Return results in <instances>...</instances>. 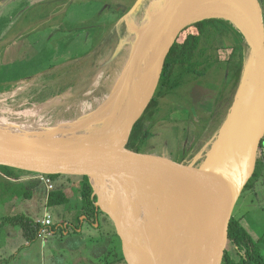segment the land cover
I'll use <instances>...</instances> for the list:
<instances>
[{
  "label": "rangeland",
  "instance_id": "obj_1",
  "mask_svg": "<svg viewBox=\"0 0 264 264\" xmlns=\"http://www.w3.org/2000/svg\"><path fill=\"white\" fill-rule=\"evenodd\" d=\"M167 1L62 0L55 2L60 4L56 7L47 0L45 7L38 10L42 15L32 25L27 26V30L33 29L32 31L21 32L23 30L19 27H22L23 22H20L15 25L10 38L0 40V53L4 52V56H0V118L17 125L40 123L45 128L53 127L57 122H88L89 127L78 134L77 138H88L94 133L101 134L117 126L116 123L131 97V76L127 81L123 77L129 75L133 65L134 49L139 40L137 36L143 31L141 27L144 21L151 18V9L154 8L155 12ZM208 6L216 8L218 15L215 17L229 16L219 3L211 2ZM262 6L264 9V0ZM126 20V36H132L126 41L122 38L118 41L122 37ZM191 26L192 24L187 26L179 37ZM153 27L150 29L154 30ZM52 28L61 30L56 29V34L50 35ZM241 28L240 31L247 39L246 60L249 61L252 34L246 26ZM150 29H146L144 33ZM221 29L214 46L198 64L202 67L203 74L190 75L175 91L161 100L159 113L155 116L158 122L150 129L152 135L141 145V154L155 155L157 158L185 165L194 164L199 159V167L205 163L243 78L235 95L231 96L230 90H226L229 87H226V83L240 58L241 49L236 50L234 61L229 65L227 61L239 44L232 31L229 33L225 26H221ZM152 36H149L148 42ZM107 39L116 45L98 53ZM150 54L151 51L139 54L140 71L145 70ZM222 94L225 96L220 100ZM35 106L45 107L38 117L23 118L20 115ZM241 113L242 111L239 115ZM110 114L114 117L109 116ZM233 134V138L239 135L237 131ZM223 148L224 144L222 150ZM60 179L52 182V185L55 188L53 190L65 189L71 199L64 207L41 205L44 202L43 197L41 202L35 201L34 197L26 201L28 198L24 192L28 188L25 184H20L16 193L12 191V204H15L16 209L9 211L5 206L0 214L24 213L30 219L41 222L48 213L55 232L45 236V239L39 238L29 244L20 229L16 228L19 233L16 239L4 245L7 247L5 253H10L7 259L3 256L6 260L0 264H127L122 239L109 215L98 211L94 225L86 220V216H82L80 222L72 217L80 204L79 176H67L61 182ZM142 180L148 181L147 184L153 191L158 184L155 181ZM31 184L35 193H46L45 183L41 180ZM260 187L264 191L261 185ZM106 189L104 199L113 207ZM2 193H6L1 199V203H4L9 194L6 191ZM185 195L186 193L176 195L174 191L171 196L150 209L141 220L136 228L135 238V251L139 262L143 251L142 237L147 234L156 235L159 244L166 233L170 234V230L177 223V213ZM237 203L233 216L242 220L246 215L242 225L250 230L254 241L258 242L264 237V195L247 189ZM65 221L71 224L68 235L63 229ZM91 222L95 223V220L91 219ZM46 229L50 231L51 228ZM80 230L82 232L79 233ZM259 245L264 252V244L259 242ZM228 247L227 240L226 249ZM149 264L153 262L150 261Z\"/></svg>",
  "mask_w": 264,
  "mask_h": 264
},
{
  "label": "water",
  "instance_id": "obj_2",
  "mask_svg": "<svg viewBox=\"0 0 264 264\" xmlns=\"http://www.w3.org/2000/svg\"><path fill=\"white\" fill-rule=\"evenodd\" d=\"M211 2L216 3L215 0L167 1L164 8L168 14L157 25H154V30L150 29L144 33L134 49L133 65L129 73L130 84L134 80L135 83L139 78L138 56L151 51L145 70L140 73L146 79L145 95L142 100L133 102L124 110L114 128L96 134L95 140L78 141V143L44 145L20 139L12 140L9 144L0 142V166L47 176L54 174L87 176L92 187L93 179L109 182L115 192L116 212L112 214L101 206L100 196L93 187L94 195L98 198L96 208L97 212L103 211L115 222L122 239L124 258L127 264L138 263L135 257V245L129 234L124 212L127 196L121 188L119 180L145 179L165 184L182 177L179 180L187 181L188 198L194 207L211 173V165L218 159L223 144L234 141L238 149L235 154L238 160L234 173L230 180L222 173L213 177L210 197L219 195L224 186L226 188L223 195L217 197L218 199L221 197V200L213 212L198 227L194 237L195 247L193 251L191 250L189 259L182 263L219 264L223 251L226 250L227 224L233 216L244 189L255 173L264 140V12L260 0H239L241 5L236 1L239 7H243L252 34L250 59L246 60L238 93L205 163L201 167L195 168L191 164L185 165L157 158L155 155L135 153L126 148L133 127L155 96L166 58L173 45L187 26L197 22L199 11ZM219 5L224 6L222 3ZM212 18L226 21L238 20L232 15L228 17L213 16ZM150 31H152L151 34ZM150 35L153 36L148 42ZM133 90L132 87L131 91ZM133 95L131 92L130 100ZM241 111L242 113L239 115ZM235 131L239 135L233 138ZM120 135H125V141L115 143L113 139ZM177 175L179 176L176 178ZM229 182L230 185L227 188ZM189 244L188 242V247ZM151 255L153 257L151 256L150 260L154 264L155 254L151 252Z\"/></svg>",
  "mask_w": 264,
  "mask_h": 264
},
{
  "label": "trees",
  "instance_id": "obj_3",
  "mask_svg": "<svg viewBox=\"0 0 264 264\" xmlns=\"http://www.w3.org/2000/svg\"><path fill=\"white\" fill-rule=\"evenodd\" d=\"M221 26L227 27L229 33L232 31L233 36L237 39L236 41L239 44V47H237L235 51L231 53L230 59L227 61L229 65H231L234 61L236 50L239 48L241 49L240 58H238L234 68H232L233 73L230 75V78L226 83V87L229 86L226 90H230L231 96L235 95V91L243 75L247 57L246 49L248 47L245 44L246 41L244 36L224 19L209 18L195 22L191 27L186 29L181 34L168 54L155 96L145 113L131 131L126 144V148L128 150L135 153L141 152V145L145 143L152 135L150 133V129L158 122L155 119V116L157 113H159L161 100L175 91L190 75L203 74V69H201L202 67L200 68L198 64L201 58H205L209 50L212 49V46H214V41L222 32ZM143 79L139 81L135 91V96H133V98L129 101V104L126 106V108L143 92V86L141 85ZM224 96L225 95L222 94L220 100H222ZM109 116L114 117L112 114ZM124 141L125 135H122L114 142L123 143ZM0 172L12 180L19 179L21 175L25 173L23 171L5 166H0ZM260 176V160L258 157L255 173L244 191L252 188ZM48 177L52 181H56L67 176L62 174H54L49 175ZM79 178L81 179L80 204L77 208V211L79 212L75 217V221L77 220L80 222V218L82 216H88L89 218H93L95 220L97 213L96 202L98 198L94 195V190L90 183V179L87 176H79ZM147 182L148 181L134 179L119 180L121 188L124 190L125 195L127 196L124 212L128 220L135 216L139 208L143 205L144 201L147 200V198L161 185L157 184L155 186V190L153 191ZM92 184L95 192L100 196L101 206L104 207L105 203L102 196L103 192L99 191L98 180L93 179ZM105 184L108 185L111 193V200L114 205L112 210L116 212L114 189L109 182H105ZM70 202L71 199L65 194L63 190L53 191L48 197L49 207L68 205ZM6 225H12L19 228L22 231L25 240L29 244H32L39 239L41 230L43 228L40 222L30 219L24 214L3 217L0 220V234ZM51 229L55 232L53 227ZM226 233L228 236L229 247L223 251L219 264H264V252H262L261 246L254 241L252 236L241 224L240 219L232 216L227 224ZM142 241L143 251L141 254L140 264H149L151 261L150 258L152 256L151 252L155 254V250L157 249L158 236L147 234L142 237ZM232 252H234V254H232Z\"/></svg>",
  "mask_w": 264,
  "mask_h": 264
},
{
  "label": "bare ground",
  "instance_id": "obj_4",
  "mask_svg": "<svg viewBox=\"0 0 264 264\" xmlns=\"http://www.w3.org/2000/svg\"><path fill=\"white\" fill-rule=\"evenodd\" d=\"M239 2V0H236ZM235 0H215L216 3H222L224 6L225 12L230 16H234L235 18H238V20L230 21L228 22L237 30L239 31L245 38V41H247L245 35L240 31L242 30V26H246V28L249 30V23L248 19L245 15V12L243 10V7H239L237 5V2ZM167 3V2H166ZM165 3V5H166ZM240 3V2H239ZM164 5V6H165ZM241 5V3H240ZM164 6L162 8H159V10H155L153 12L154 8L151 9L149 15L151 18L146 19L144 23L142 24V33L147 29H150L154 25H157L167 14L168 12L165 10ZM156 9V8H155ZM216 8L205 6L203 7L199 13L197 21L204 20L207 18H212L213 16L218 15V12L215 11ZM199 19V20H198ZM136 24V22L134 23ZM242 25V26H241ZM128 27L127 20L124 22V30L122 37L118 39V41L122 38L123 40H127L128 35L126 36V30ZM142 33L140 36H137L139 41L142 37ZM113 35V34H112ZM125 36V37H124ZM132 36V35H131ZM128 39H130V37ZM129 41V40H128ZM138 42V41H137ZM105 45L103 48L99 49L97 51L98 53H102V51H107L111 47L115 46L116 44H111L108 39L105 41ZM110 46V47H109ZM109 47V48H108ZM149 57V56H148ZM140 71V69H139ZM142 71H140L141 73ZM139 73V78L137 81L132 84H130V87L133 91L132 95L135 93L136 88L139 84V81L143 79V76ZM141 76V78H140ZM129 75L126 76V78L123 77L124 81L128 80ZM130 78V77H129ZM131 83V81H130ZM134 84V86H133ZM132 85V86H131ZM141 85L143 86V92L141 95L135 99L133 102H139L143 99L145 95V85H146V79H143L141 82ZM134 92V93H133ZM134 96V95H133ZM132 96V98H133ZM131 98V99H132ZM132 102V103H133ZM131 103V104H132ZM52 104V103H51ZM56 104V103H55ZM130 104V105H131ZM45 108L44 106H35L32 110H27L24 113L20 114L23 118H29V117H38L41 111ZM1 111V110H0ZM4 113V112H3ZM2 113V114H3ZM15 114V113H13ZM17 115V114H16ZM19 115V114H18ZM7 120V119H6ZM6 120L0 118V142L9 144L12 140L20 139L22 141H31L37 142L39 144L44 145H55V144H62L66 142H73L78 143V141L84 142V141H92L95 140V133L92 134L93 136L85 138H77L78 134L84 132L87 127H89L88 122H84L82 124H70V123H63V122H57L55 126L45 128L44 125L38 124H19L17 123H9ZM41 120V119H40ZM50 124V123H49ZM110 124V123H109ZM90 135V134H89ZM122 135L116 137L113 139L115 141L116 139L120 138ZM17 141V140H16ZM212 147V144L210 145L209 149ZM238 149L236 148L234 141H228L225 143L223 150L221 151L218 159H216L212 165H211V173L209 174L206 183L204 184L200 194L199 198L193 207L191 200L188 198V184L186 181L179 180L182 177L177 178L179 175L176 176V181L168 182L166 185L161 184L143 203V205L139 208L135 216L128 220L126 218V224L127 228L129 230V234L131 235L132 242L135 245V238H136V228L141 222V220L144 218V216L149 212L150 209H152L157 203L160 201L168 198L171 196V194L176 191V195L178 193L185 194V198L183 203L180 206L178 214L177 223L174 225L173 229L170 230V234H165L160 240L158 244V248L155 250V259L156 261L154 264H182L186 262L189 259V254H191V250L193 251L195 245H194V237L197 234V229L200 227V224L203 222L206 217H208L211 212H213L214 208L217 206L219 201L218 196H222L223 192L225 190V186L222 188V191L219 195H216L214 197H210V188L212 179L214 176L222 173L227 179L230 180L232 177L234 170L236 168V163L238 160V157H235V154L237 153ZM208 150H206L205 155H207ZM200 161L199 159L194 162V164H191L192 167L198 168L199 164L197 163ZM197 165V166H196ZM174 179V180H175ZM228 180V181H229ZM185 183V184H184ZM99 191L103 192L102 196L104 195V188H105V182L99 181ZM164 185V186H163ZM230 182L227 183V188L229 187ZM209 196V199L207 197ZM179 200V199H178ZM175 202V201H174ZM180 203V201H179ZM173 215V214H172ZM174 216V215H173ZM171 218V216H170ZM174 219V217H173ZM172 220H170L171 222ZM170 225V224H169ZM188 242L189 247H188ZM135 250V249H134ZM135 257L137 260V263L140 264L139 258L136 256L135 251Z\"/></svg>",
  "mask_w": 264,
  "mask_h": 264
},
{
  "label": "crops",
  "instance_id": "obj_5",
  "mask_svg": "<svg viewBox=\"0 0 264 264\" xmlns=\"http://www.w3.org/2000/svg\"><path fill=\"white\" fill-rule=\"evenodd\" d=\"M58 1H62V0H50V2L53 3L56 7H58L60 5L59 3H55V2H58ZM45 2H47V0H0V40H4V39H7V38H10L12 31H14L15 25L17 23H20V22H23L22 23V27H19V29L23 30L21 32H24V30L32 31L33 29L27 30V26L28 25H32L33 21L35 19H38V17H40L42 15V13L40 11H38V10L45 7L44 6ZM56 29H58L59 31L61 30L59 28H52V32L50 33V35H55L56 33H54V32H55ZM0 56L3 57L4 56V52L0 53ZM3 65H9V64H3ZM258 157H259V160H260V175L261 176L254 183L253 187L250 188L249 190H251V192H256L257 191V194L259 192V193H262V195H264V191L260 187V185H261L264 188V140H263V143H262V146H261V152H259V156ZM8 168H13V167H8ZM13 169L20 170V171H23L25 173H23L19 179L12 180V179L7 178L4 174H2L0 172V210H3L5 206L9 209V211H12V208L16 209L15 208L16 207L15 204H12V201L14 200L13 194L16 193V191H17L16 189L19 187L20 184L21 185L25 184L27 186V188H28V190H26L24 192V193H26L25 195L28 198L26 201H28L29 199L34 197L35 201L41 202L42 201V197H43L44 198V200H43L44 202H42L41 205L48 206L49 194L51 192H53V191H56V190L49 191L47 185L45 184L46 193L37 194L33 190L34 186H32V184H31L34 181L40 180L39 175H42V174L31 173V172H27V171H24V170H21V169H17V168H13ZM27 173H29V174H27ZM64 178H67V177H62V179H60V182H61V180H64ZM52 182H54V181H52ZM27 183H28V185H27ZM105 189H106V194H107L108 193V189H109L107 184H105L104 190ZM57 190H63L64 192H66L65 189H57ZM3 191L4 192L5 191L8 192L9 197H8V199H6L4 201V203H1V199L6 194L5 193L3 195V193H2ZM10 192H12V193L10 194ZM103 198H104V195H103ZM109 198L111 200L112 197L109 196ZM25 203H24V208H26L25 207ZM64 206H66V205H63V206H60V207H64ZM21 207H23V206H21ZM109 207H111V209H112V205H109ZM78 212L79 211H77V208H76L75 214L74 215L70 214V215H73L72 217L75 219V217L78 215ZM109 212L112 213L111 210H109ZM11 213L12 212H8V214H11ZM241 213H242V211H241ZM21 214H24V213H21ZM244 214H241V215L244 216ZM0 215H1L0 216V220L3 217H5V216H13L12 214L11 215L0 214ZM17 215H19V214H17ZM47 216H49L51 218V216L48 213L46 214L45 217H47ZM245 216L242 218V220L245 218ZM242 220H240L241 224H242ZM51 221H52V218H51ZM52 224H53V221H52ZM52 226L53 225H51L50 228H52ZM69 226H71V224L69 222L65 221V223L63 225V229H64V231L66 232L67 235L69 233L68 232ZM16 228L17 227H14L12 225H6L4 227L2 233L0 234V262H2V261L4 262V260L7 259L6 257L10 253V251L5 253L7 247H5L4 245H6V243H10L14 239H16L15 237L19 233ZM76 229H77V227H76ZM245 229L252 236L250 230H248L247 228H245ZM50 231H52V229H50ZM80 232H82V230H80L79 233ZM20 233L22 234V231ZM51 233L53 234L54 231H52ZM22 236H23V234H22ZM39 238L40 239H45L44 237H39ZM259 242L263 245L264 244V237L257 242L258 245H259ZM11 255H13V254H11ZM3 256L6 259H4ZM9 257H11V256H9Z\"/></svg>",
  "mask_w": 264,
  "mask_h": 264
},
{
  "label": "built area",
  "instance_id": "obj_6",
  "mask_svg": "<svg viewBox=\"0 0 264 264\" xmlns=\"http://www.w3.org/2000/svg\"><path fill=\"white\" fill-rule=\"evenodd\" d=\"M39 178L42 182H44L47 185L49 191H53L54 187L52 185V180L47 175H39ZM40 223L43 226L41 233H40V237H45L47 235H51L52 233L46 229L47 227H50L52 224L51 218L49 216H47Z\"/></svg>",
  "mask_w": 264,
  "mask_h": 264
},
{
  "label": "flooded vegetation",
  "instance_id": "obj_7",
  "mask_svg": "<svg viewBox=\"0 0 264 264\" xmlns=\"http://www.w3.org/2000/svg\"><path fill=\"white\" fill-rule=\"evenodd\" d=\"M261 4H262V0H261ZM263 12H264V9H263ZM108 195L111 196V193H110V190H109V189H108ZM106 202H107V201H105V199H104V203H105L104 208H105L107 211L111 210V212L114 214L115 211H113V210L111 209V207H109V203H106ZM85 218H86V220H87L91 225H94V224H96V222H97V219H95V223H92V222H91V219H93V218H89L88 216H86Z\"/></svg>",
  "mask_w": 264,
  "mask_h": 264
},
{
  "label": "clouds",
  "instance_id": "obj_8",
  "mask_svg": "<svg viewBox=\"0 0 264 264\" xmlns=\"http://www.w3.org/2000/svg\"><path fill=\"white\" fill-rule=\"evenodd\" d=\"M261 150V149H260Z\"/></svg>",
  "mask_w": 264,
  "mask_h": 264
}]
</instances>
